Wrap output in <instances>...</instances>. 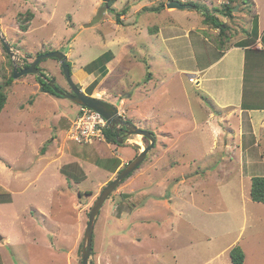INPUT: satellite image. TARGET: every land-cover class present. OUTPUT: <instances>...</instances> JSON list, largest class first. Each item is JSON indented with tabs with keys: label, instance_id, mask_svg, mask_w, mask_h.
Instances as JSON below:
<instances>
[{
	"label": "rangeland",
	"instance_id": "obj_1",
	"mask_svg": "<svg viewBox=\"0 0 264 264\" xmlns=\"http://www.w3.org/2000/svg\"><path fill=\"white\" fill-rule=\"evenodd\" d=\"M107 1L0 0V33L17 54L11 57L0 38V85L14 78L0 112V184L14 193L0 196L11 200L0 206V232L20 241L5 248L7 264H66V252L72 264H82L78 250L94 202L151 143L139 134L121 136L125 141L119 144L71 140L68 129L81 106L43 91L38 78H55L72 92L60 61L46 58L38 64L39 75L15 77V61L26 67L52 51L67 55L71 76L86 94L113 103L157 137L145 161L101 208L92 264H233L236 245L245 252L244 264H264V203L251 197L253 176H264V114L257 131L251 123L245 129L241 107H210L211 98L191 81L196 74L179 71L178 66L195 69L192 57L201 40L194 37L195 46L188 45L182 31L194 26L198 32L200 23L185 18L169 34L164 25L175 21L169 13L176 10L167 7L170 0H116L118 10L128 8L121 22L104 11ZM187 1L211 12L227 2ZM234 3L233 17L223 19L231 44L246 37L252 42L256 18L249 11L255 6ZM152 6L162 9H145ZM28 10L35 16L23 31L18 15ZM209 28L200 32L216 45L219 29ZM172 34L180 37L169 41ZM177 44L184 45L181 53ZM216 46L210 60L226 50ZM173 58L186 61L177 65ZM226 60L211 75L227 69L233 78L239 69V78L242 52L234 50ZM220 85L221 98L237 104L240 85L233 79ZM213 112L220 114L218 121ZM127 193L132 195L124 198Z\"/></svg>",
	"mask_w": 264,
	"mask_h": 264
},
{
	"label": "crops",
	"instance_id": "obj_2",
	"mask_svg": "<svg viewBox=\"0 0 264 264\" xmlns=\"http://www.w3.org/2000/svg\"><path fill=\"white\" fill-rule=\"evenodd\" d=\"M171 1V0H170ZM183 3H188L187 0H179ZM255 2V15L257 19V32L256 35L253 38L252 42H248L249 39L246 40V38H240L238 40H233V44H231L225 51L221 52V55L218 58L215 59H209L210 53L212 51L217 52L218 47L213 44V42L206 36L203 35L200 30H209L208 24L204 22V17H201L200 13L195 11V8H184V9H178L176 8L175 11L170 12L169 14L174 18L175 21L173 23H169L171 25L166 26L169 28V34H171L172 30L175 27H182L181 20L184 21L186 18L187 20H195L196 22L200 23V26L197 28L199 31L195 29L194 26H188L184 28L183 37H185L188 40V45L192 44L195 46L193 39L194 37L196 39H200L201 43H198V54L197 56L192 57V64L191 67H194L195 69L186 70V66H178L180 72H190L191 74H196L195 77H191V81L193 83H197V86L203 90L206 96L210 97L212 102L209 101V105L211 107V103L213 105H216L217 108H227L229 106L233 107H241L243 112V118H244V128L248 127V123H251V126L255 131H257V126L259 122V118L261 114H264V0H253ZM190 2V1H189ZM191 4V3H188ZM186 9H194L193 12L191 11H182ZM217 16L220 17L221 20H223L226 16L217 13ZM215 33L218 32L217 29H213ZM211 32V30H209ZM186 32V33H185ZM193 33L194 36H191ZM175 37V38H173ZM179 35H170L169 41H174L178 39ZM168 38V37H166ZM232 42V41H231ZM179 45V44H177ZM181 47H184V45H179V53L182 52ZM234 50H239L242 52V58L243 62L242 65H240V77L237 78L239 74V69L237 72H235L233 78H228V71L227 69H224L225 72H218L214 75H211L212 72H216L217 68H221L224 61H227L226 59ZM243 51L244 56L243 57ZM192 53H194V50L192 49ZM171 55H174V53H171ZM179 56V55H178ZM177 61V65H180L181 61L182 63L186 61L184 58H173ZM225 68V66H223ZM222 67V69H223ZM205 74V77L202 78L198 74ZM236 81V85H240L239 87V100L237 104H233V99L229 95L227 98L229 100H225L224 98H221V89L223 88L220 85L224 81L229 80L231 83V80ZM249 80V84L246 85V83ZM246 87V89H245ZM199 108V107H198ZM245 110V111H244ZM214 113V120L218 121L217 118L220 116V114ZM249 119V121H248ZM241 126L243 124V120L240 119L238 122ZM200 124V120L197 122V125ZM1 185V184H0ZM2 186V185H1ZM7 191L11 193V195H14L13 191L10 190V186H2ZM11 203V201L9 202ZM7 202H0V206L4 204H9ZM34 240H37L34 238ZM19 241L16 238L14 239L11 235L4 234V232H0V264H7L9 263V260L5 258L3 252L5 251V248L9 246H14V242ZM22 242V241H21ZM20 243V241H19ZM18 243V244H19ZM65 252H61V255H64ZM66 264H72V257L71 255L66 252ZM100 256V255H99ZM5 261V262H4ZM102 261L99 258V262ZM10 264H15V262H10Z\"/></svg>",
	"mask_w": 264,
	"mask_h": 264
},
{
	"label": "water",
	"instance_id": "obj_3",
	"mask_svg": "<svg viewBox=\"0 0 264 264\" xmlns=\"http://www.w3.org/2000/svg\"><path fill=\"white\" fill-rule=\"evenodd\" d=\"M168 8H192V4L183 3L179 0L170 1L167 4ZM238 9V6L234 8V11ZM0 38L2 39L3 45L9 55L11 57L16 56L17 54L12 50L11 45L6 41V39L1 35ZM46 58H56L60 61L62 68L64 69V74L67 78L68 83L72 86V92H65L61 89L59 85H57L56 79L51 78L49 80V85L52 87L55 93L64 96L74 103L78 104L79 106L89 107L92 108L101 114H103L108 122L109 127L116 131L119 125L126 126V136L127 135H134L139 134L143 135L145 138L150 140V145L145 146L142 151L133 159L128 165H126L117 175L116 177L111 180L101 191L99 196L97 197L96 201L94 202L91 211L89 213L88 223L85 229L84 238H83V245H82V264H91V256L93 250V239H94V230L97 221V216L100 213L101 208L103 207L105 201L109 198V196L118 189L121 183L129 177L131 173H133L139 166L145 161L148 156V153L151 151L152 148L155 147L157 137L154 133L149 130L142 129L141 127L135 125L130 121H126L125 117L121 114L119 108L114 105L113 103L103 100L101 98H97L94 96H90L86 94L77 84L74 82L71 76V69L70 65L67 62V56L64 52L61 51H52L50 53H45L42 55H38V57L27 67H23L22 65H18L15 61V77H19L21 74L25 73H32V74H40L41 69L38 67V64L46 59ZM19 72V73H17ZM41 75V74H40ZM47 80V81H48ZM124 139H118L119 143H123ZM132 194L127 193L124 194V198L130 197Z\"/></svg>",
	"mask_w": 264,
	"mask_h": 264
},
{
	"label": "trees",
	"instance_id": "obj_4",
	"mask_svg": "<svg viewBox=\"0 0 264 264\" xmlns=\"http://www.w3.org/2000/svg\"><path fill=\"white\" fill-rule=\"evenodd\" d=\"M171 1H173V0H171ZM235 1L236 0H227V2L223 3L222 7H214L212 12L208 7H206L202 3H199L198 1L188 2V3H191L193 5V8H195L198 11H201V13L204 16V22L206 24H208L209 26H212L216 29H219V34L217 35L216 39L215 38L213 39V41H215L216 45H218L222 49H227L231 45L230 35L228 34L230 32V27H229V24H227L223 20H221L220 17L217 16L216 14L219 13V14H222L226 17L232 18L234 8L237 6V5H234ZM115 2H116V0H108L107 2H105L106 8L104 9V11L109 10L111 13L115 14L117 20L121 22L122 21L121 17L124 16L128 12V8L126 7V8H123L121 10H118L115 7ZM251 2H252V4L255 5L253 0H244V3H251ZM145 9H150L153 11H156V10L160 11L162 9V7L161 6L160 7L152 6V7H145ZM249 12L253 13V15H252L253 18H256L254 7H251ZM34 16H35V14L32 10L22 12L18 15V22H19L20 28L23 31H26L29 29V26H30L29 24L32 21V19L34 18ZM97 19L100 20L102 18H98V15H97ZM252 32L254 35H256L257 19L255 20V25L253 27ZM69 65H70V69L72 71V66L70 63H69ZM27 66H28V64H26V67ZM102 70L105 72L106 67L103 66ZM38 78H39V81L42 83L41 85H42L43 91L51 92L54 95L61 96L60 94H57L54 92V90L49 85V83L47 82L46 79H43L42 77H38ZM13 80H14V78L11 75L7 79L5 84L0 85V112L3 111V109L5 108V105L8 101V97L6 95L5 88H7V86L10 85L11 82H13ZM88 93L91 94L90 92H88ZM106 137H107L106 140L109 143H118V139L120 138L118 133L113 131L110 127L106 129ZM44 150L45 149H43V151ZM120 170H122V169H120ZM132 174L133 173H131V175ZM131 175H129V176H131ZM252 179L253 180H252L251 197L256 202L264 203V176H253ZM8 194L10 195L9 197H11V193L0 185V196L8 195ZM143 195L146 197V195L144 193H141L137 196H143ZM10 201L11 200H9V199L8 200L3 199V198L0 199L1 203L10 202ZM130 201L134 202L135 205H139V200L137 198H132ZM93 246H94V240H93ZM92 251L94 252V247H93ZM81 252H82V243H80V247L78 250L79 256H80ZM230 254H231V259H232L233 264H244L246 256H245L244 250L242 249V247L240 245L234 246L231 249ZM81 263H82V258H81ZM91 264H92V261H91Z\"/></svg>",
	"mask_w": 264,
	"mask_h": 264
},
{
	"label": "built area",
	"instance_id": "obj_5",
	"mask_svg": "<svg viewBox=\"0 0 264 264\" xmlns=\"http://www.w3.org/2000/svg\"><path fill=\"white\" fill-rule=\"evenodd\" d=\"M108 127V120L103 114L92 108L81 106L80 112L68 129V136L77 142L105 141Z\"/></svg>",
	"mask_w": 264,
	"mask_h": 264
},
{
	"label": "flooded vegetation",
	"instance_id": "obj_6",
	"mask_svg": "<svg viewBox=\"0 0 264 264\" xmlns=\"http://www.w3.org/2000/svg\"><path fill=\"white\" fill-rule=\"evenodd\" d=\"M41 77H42V74L40 75ZM43 78V77H42ZM43 79H46V78H43ZM46 81V80H45ZM48 83H49V80L47 81ZM59 85V84H58ZM125 120L126 121H128L127 119H126V117H125ZM115 132H117L118 133V135L121 137V136H126V134H125V132H126V126L125 125H119L118 127H117V130L115 131ZM124 168V167H123ZM122 168V169H123ZM121 171V170H120ZM120 171H118V173L120 172ZM117 173V174H118ZM131 175V174H130ZM123 183V182H122Z\"/></svg>",
	"mask_w": 264,
	"mask_h": 264
},
{
	"label": "clouds",
	"instance_id": "obj_7",
	"mask_svg": "<svg viewBox=\"0 0 264 264\" xmlns=\"http://www.w3.org/2000/svg\"><path fill=\"white\" fill-rule=\"evenodd\" d=\"M67 56V55H66ZM67 62H68V59H67ZM45 78V77H44ZM46 80H48L47 78H46ZM91 96V95H90ZM98 98V97H97ZM74 120V119H73ZM72 123V122H71ZM108 124H109V122H108ZM109 128V127H108Z\"/></svg>",
	"mask_w": 264,
	"mask_h": 264
},
{
	"label": "bare ground",
	"instance_id": "obj_8",
	"mask_svg": "<svg viewBox=\"0 0 264 264\" xmlns=\"http://www.w3.org/2000/svg\"><path fill=\"white\" fill-rule=\"evenodd\" d=\"M143 144V143H142Z\"/></svg>",
	"mask_w": 264,
	"mask_h": 264
}]
</instances>
